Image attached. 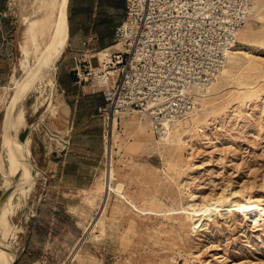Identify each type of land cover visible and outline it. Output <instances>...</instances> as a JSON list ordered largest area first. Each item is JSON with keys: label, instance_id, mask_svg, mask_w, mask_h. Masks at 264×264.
<instances>
[{"label": "rangeland", "instance_id": "1", "mask_svg": "<svg viewBox=\"0 0 264 264\" xmlns=\"http://www.w3.org/2000/svg\"><path fill=\"white\" fill-rule=\"evenodd\" d=\"M38 4L0 0V155L5 107L23 75L24 30ZM72 19L68 6L70 35ZM243 29L227 72L199 106V125L180 129L178 141L141 131L130 113L116 119L109 156L97 114L102 148L92 136L79 138L77 153L64 159L67 150L58 151L45 125L56 114L55 89L44 86L40 99L32 90L19 137L33 128L39 173L25 199L13 197L19 207L9 215L8 264H264V0H252ZM49 160L65 162L55 169ZM232 201L248 203L249 213Z\"/></svg>", "mask_w": 264, "mask_h": 264}, {"label": "built area", "instance_id": "2", "mask_svg": "<svg viewBox=\"0 0 264 264\" xmlns=\"http://www.w3.org/2000/svg\"><path fill=\"white\" fill-rule=\"evenodd\" d=\"M251 11L252 0H125L111 46L93 52L88 45L95 38L82 40L76 83L102 94L96 111L106 130L138 112L163 133L165 122L192 112L194 91L208 87L226 64ZM56 137L65 151L69 141Z\"/></svg>", "mask_w": 264, "mask_h": 264}, {"label": "bare ground", "instance_id": "3", "mask_svg": "<svg viewBox=\"0 0 264 264\" xmlns=\"http://www.w3.org/2000/svg\"><path fill=\"white\" fill-rule=\"evenodd\" d=\"M255 1L258 2V0ZM68 3V0H39L37 10L34 12L36 15L27 21L28 23L24 30L23 45L25 53L19 62L23 69V75L21 79L15 81L13 99L3 121L0 162L1 165H3L4 160H7V166L3 170L1 185L3 186V190L7 188H12V190L7 198L0 203V264H8L9 261L13 259V250L11 251L12 245L6 239L10 231L13 232L14 229L9 221V215L14 213L19 207V203L14 204L15 201L13 203V197L18 193L20 195L19 198L25 199L28 191L33 187L35 176L39 173L38 169L28 160V156H30L31 153L27 145L29 139L20 140L17 136L19 131L26 125L23 101L32 90H38L39 95L37 97L39 98V96H44L42 95L44 86H48L51 89L54 87L53 74L56 68V60L61 56L69 39ZM248 20L246 24H248ZM243 28L237 35V39L239 40L242 39L244 34ZM234 53H236V50L233 48V50L229 52L228 57L232 56ZM244 53L246 54V52ZM227 70V66L224 65L208 87L196 89L194 91L195 105L192 112L185 117L165 122L166 130L163 133H159L160 139L165 142L178 141L180 139V129L199 125L201 120L198 118V113H200L199 106H203L209 102V95L212 90L215 89L218 80ZM49 94L47 98L50 97ZM133 114L135 115L130 118V122H135L136 126L141 131L146 130L148 127L154 130L148 116L138 112H133ZM122 116L124 117V115H121V117ZM7 127H10L12 131L11 140L8 139L6 135ZM107 132L105 148L110 156L113 146L111 138L116 134V119L113 120L112 126ZM107 168L103 187L105 189H110L113 168L111 165ZM17 174H19V177L17 180H14L13 177ZM233 205H235V207L237 206L239 211L241 210L244 214L249 213L251 209L246 202L241 203L234 201ZM208 208L209 206L203 205L201 209L202 211H206Z\"/></svg>", "mask_w": 264, "mask_h": 264}, {"label": "crops", "instance_id": "4", "mask_svg": "<svg viewBox=\"0 0 264 264\" xmlns=\"http://www.w3.org/2000/svg\"><path fill=\"white\" fill-rule=\"evenodd\" d=\"M68 1L73 18L71 21L72 32L71 35L69 33L68 43L56 63L53 74V90H55L52 91L56 93V98L58 99L56 114L50 116L48 122L45 124L50 130L55 132L56 136L66 138L69 141L67 151L61 154V157L64 159L66 157H68L67 159H71L77 153L74 145L79 138L86 142L92 136L99 143V149L102 148V122L96 111L97 106L103 101L102 94L100 92H92L87 87L82 88L76 83L73 72L75 65L74 57L76 54H80L85 50L82 46V40L89 35L95 38L88 45L90 49L94 50L93 52L111 46L114 42L115 27L122 20L125 8V0ZM64 53H68V62L65 60L67 58H63ZM93 55L96 54L93 53ZM91 61L94 66L97 64L95 56L92 57ZM32 130L33 128H31L30 133L25 134L23 140L29 139L27 145L31 153L28 156V160L38 168V160L34 155L35 146L33 144ZM19 133L17 136L20 139ZM86 153L90 152H85V155H88ZM58 155L52 153L51 157L55 159ZM49 162L50 165L54 163L56 169L60 165H64L65 161L58 163L59 161L53 162L49 160ZM41 172L46 174L48 173V169H45L43 166Z\"/></svg>", "mask_w": 264, "mask_h": 264}, {"label": "water", "instance_id": "5", "mask_svg": "<svg viewBox=\"0 0 264 264\" xmlns=\"http://www.w3.org/2000/svg\"><path fill=\"white\" fill-rule=\"evenodd\" d=\"M68 6H69V4H68ZM13 94H12V96L10 97L9 101L6 104L5 111H4V114H3V120L5 119L6 114H7V111L9 109L10 105H11V102H12V99H13ZM6 135H7L8 139L11 140L12 131H11V128L10 127H7V129H6ZM11 190H12V188H7V189H5V190H3L1 192V194H0V203L3 202L7 198L8 194L11 192ZM10 264H15V259Z\"/></svg>", "mask_w": 264, "mask_h": 264}]
</instances>
